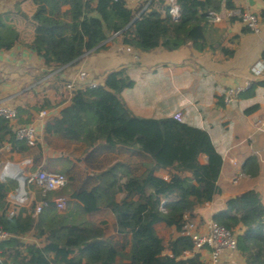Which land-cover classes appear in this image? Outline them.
<instances>
[{"label":"trees","instance_id":"1","mask_svg":"<svg viewBox=\"0 0 264 264\" xmlns=\"http://www.w3.org/2000/svg\"><path fill=\"white\" fill-rule=\"evenodd\" d=\"M234 1L173 0L179 7L176 18L171 0H150L137 12L126 0H32L35 9L26 16L33 25L27 46L53 72L104 48L114 36L144 52L186 45L203 51L215 16L223 8L235 10ZM63 5L69 8L63 10ZM6 18L0 15V50H10L21 40ZM134 85L121 69L107 74L96 88L73 92L60 117L45 123V140L135 148L149 156L151 164L140 175L115 165L98 177L97 186L73 192L65 213L59 212L52 194L44 195L38 187V201L48 202L40 214H34L37 203L12 211L8 198L18 183L0 180V228L10 235L0 242L2 264H205L192 238L182 232L187 219L220 194L223 156L202 128L175 117L134 115L120 96ZM50 106L45 101L36 110ZM5 144L17 153L41 150L40 144L31 147L17 140L11 122L0 118V148ZM38 165L35 162L33 169ZM160 170L168 177L158 175ZM120 193L124 197L118 200ZM103 212L113 221L97 219ZM212 219L237 234L246 264H264V202L259 192L230 198ZM159 224L174 227L177 236L166 240L157 231ZM29 236L36 241H26Z\"/></svg>","mask_w":264,"mask_h":264},{"label":"crops","instance_id":"2","mask_svg":"<svg viewBox=\"0 0 264 264\" xmlns=\"http://www.w3.org/2000/svg\"><path fill=\"white\" fill-rule=\"evenodd\" d=\"M126 2L137 12L144 10L150 0ZM234 3L235 10L223 8L215 16L208 31L206 50L186 45L172 51L159 47L144 52L125 45L121 38L114 36L105 42L104 48L88 52L77 63L53 72L36 51L27 46L33 25L26 16L35 9L32 0H0V15H5L6 22L21 33V40L13 48L2 49L0 53V104L17 108L19 116L13 126L20 119L24 125L36 126L41 145L35 156V151H0V164L3 160L28 159L31 165L27 169L32 171L35 162L39 164L37 168L43 169L52 163H63V170L70 177L66 187L68 203L73 201V192L97 186L98 177L117 164L140 175L151 160L135 148L84 146L80 158H73L54 150L45 140V123L60 117L61 110L70 104L72 94L65 84L78 71H88L91 81L102 84L110 72L125 69L135 85L123 90L120 96L134 115L160 119L180 113L183 122L206 130L223 156L224 165L218 181L221 192L212 202L197 209L194 221L202 226L213 220V215L225 208L227 200L249 190L259 192L264 202V76L255 78L252 72V66L264 56V1L235 0ZM68 8L63 5V10ZM244 12L259 15L260 33L249 30L241 22L240 14ZM231 87L245 89L227 102ZM45 101L51 106L36 110V106ZM250 108L253 110L247 113ZM42 110L48 111L44 120L40 119ZM71 142L83 146L82 142ZM157 174L168 177L164 170ZM123 197L124 193L117 196L118 200ZM9 202L13 211L17 205ZM63 209L60 211L65 212L66 206ZM25 240L36 241L33 236ZM204 254L209 257L208 251L201 253ZM237 255L225 252L222 264H234Z\"/></svg>","mask_w":264,"mask_h":264},{"label":"built area","instance_id":"3","mask_svg":"<svg viewBox=\"0 0 264 264\" xmlns=\"http://www.w3.org/2000/svg\"><path fill=\"white\" fill-rule=\"evenodd\" d=\"M171 2H173V0H171ZM172 4L171 13L177 18L179 16V7L174 4V2ZM240 19L249 30L255 33L261 32L259 15L253 12H244L240 14ZM128 50H130V48H128ZM252 72L255 78H261L264 76V56L255 62L252 66ZM99 85V82L91 81L88 71L80 70L70 82L65 84V87L72 94L77 90L96 88ZM244 89V87H231L228 90L226 101H233L234 97L243 92ZM47 116V110H42L40 112L41 120H44ZM174 117L177 120H182L180 113L175 114ZM0 118L8 120L14 125L18 119L17 108L7 104H0ZM13 130L17 140L25 141L31 147L38 144L39 130L36 126L32 124L16 125L13 126ZM0 151L12 152L10 144L2 146ZM30 165L31 161L28 159L19 162L8 160L5 163L3 170L0 172V180L3 182H6L8 179H12L15 172H23L25 174V181L18 185L17 188L9 194L8 199L17 206H25L29 201L30 192L26 189L29 186L34 185L40 188L44 195H49L64 188L68 184V179L64 174L47 171L43 168L28 171L27 168ZM21 190H23L22 193ZM55 202L58 209L64 208L65 202ZM47 205V201H39L34 214H40L43 209L47 207ZM182 235L192 238L195 245V253L201 254L203 251H208L211 264H222L225 252L237 253L239 251L237 234L213 220H210L201 226L193 219H187ZM9 237L10 235L0 228V242L8 239Z\"/></svg>","mask_w":264,"mask_h":264},{"label":"rangeland","instance_id":"4","mask_svg":"<svg viewBox=\"0 0 264 264\" xmlns=\"http://www.w3.org/2000/svg\"><path fill=\"white\" fill-rule=\"evenodd\" d=\"M23 123H24L23 119H20L19 123L17 125H24ZM50 145H52L51 147H53L54 150L59 151L60 153H66L65 155L72 156L73 158H76L77 156L78 157L81 156L82 149L84 146H86L85 144H83V146H82V145H78V144L73 143V142L63 141L62 139H51ZM36 152L37 151H35L33 153L34 156L36 155ZM67 159H68V157H67ZM3 161H4V163L2 165L0 164V172L3 170L4 165L6 163V160H3ZM62 166H63V163H60V164L59 163H52L46 169H47V171H52V172L64 174L67 177L68 182H69L70 181L69 174H67L66 171L63 170L64 166L63 167ZM66 187L67 186L58 190L56 193L52 194V198L56 199V200L66 199V197H67ZM26 189L30 192V199L26 203V205L23 207L29 208L31 206V204L39 202L38 201L39 191H38V188L34 185L29 186ZM62 201L65 202V206L67 208L68 199H66V201H64V200H62ZM62 210H64V209H62ZM59 212L65 213L64 211H60V209H59ZM97 217H98L97 219L107 220L109 223L113 221L112 220L113 217L110 213L103 212V213L99 214ZM156 228H157L158 233L160 235H162L166 240L170 239L171 237L177 236V232H176L174 227L173 228H167L163 224H159V225H157ZM238 252L236 253V255L238 254L237 255L238 257L234 259V264H243V263H241V261L245 262V259L241 255V253L240 252L238 253ZM201 259L203 262H205V264H211L210 258L207 255H205V254H204V256L201 255Z\"/></svg>","mask_w":264,"mask_h":264},{"label":"water","instance_id":"5","mask_svg":"<svg viewBox=\"0 0 264 264\" xmlns=\"http://www.w3.org/2000/svg\"><path fill=\"white\" fill-rule=\"evenodd\" d=\"M12 179L15 180L18 183V185H20L25 181V174L23 172H15L12 176ZM0 264H2L1 260H0Z\"/></svg>","mask_w":264,"mask_h":264},{"label":"bare ground","instance_id":"6","mask_svg":"<svg viewBox=\"0 0 264 264\" xmlns=\"http://www.w3.org/2000/svg\"><path fill=\"white\" fill-rule=\"evenodd\" d=\"M23 192V190H21V193Z\"/></svg>","mask_w":264,"mask_h":264}]
</instances>
